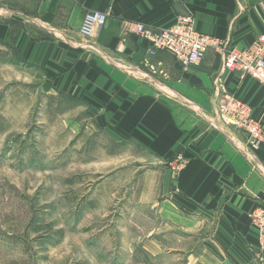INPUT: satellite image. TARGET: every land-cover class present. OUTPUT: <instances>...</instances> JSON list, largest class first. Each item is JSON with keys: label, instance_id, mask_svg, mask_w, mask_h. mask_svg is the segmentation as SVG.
<instances>
[{"label": "crops", "instance_id": "0c3cea01", "mask_svg": "<svg viewBox=\"0 0 264 264\" xmlns=\"http://www.w3.org/2000/svg\"><path fill=\"white\" fill-rule=\"evenodd\" d=\"M92 10L107 21L84 40L79 28ZM185 14L225 46L247 48L264 34V0H0V65L39 73L41 92L81 109L77 117L97 131L116 128L114 144L133 143L150 161L139 163L138 189L140 176H150L160 195L144 203L138 193V207H150L156 260L162 218L210 231L202 244L214 251L163 257L168 263L264 264L247 247L259 243L249 213L264 207V141L249 143L217 103L233 93L264 126L263 85L225 68L224 48L209 47L199 65L182 68L167 51L149 56V43L132 32L137 22L164 27Z\"/></svg>", "mask_w": 264, "mask_h": 264}, {"label": "rangeland", "instance_id": "374dc122", "mask_svg": "<svg viewBox=\"0 0 264 264\" xmlns=\"http://www.w3.org/2000/svg\"><path fill=\"white\" fill-rule=\"evenodd\" d=\"M40 80L0 65V264H183L165 259L214 252L202 244L210 231L160 218L164 247L151 256L150 207H138V193L144 203L160 195L150 176L138 189L149 160L114 144L116 128L97 131L81 109L41 92ZM247 247L261 262L264 251Z\"/></svg>", "mask_w": 264, "mask_h": 264}, {"label": "built area", "instance_id": "2783aa9c", "mask_svg": "<svg viewBox=\"0 0 264 264\" xmlns=\"http://www.w3.org/2000/svg\"><path fill=\"white\" fill-rule=\"evenodd\" d=\"M107 16L104 11H87L79 28L82 38L87 40L98 35L107 21ZM133 26L132 32L149 43L146 49L149 56H153L157 50H164L169 52L182 68H188L199 65L209 47L224 48V67L238 70L241 77L247 75L261 83L264 88V34L260 35L251 46L241 49L225 46L223 40L198 31L190 14L177 16L172 24L164 27L138 22ZM217 103L221 113L228 116L234 127L244 133L249 143L259 144L264 141V126L252 116L251 108L244 100L226 92L218 97ZM249 216L257 231L259 243L256 249L262 253L264 207H255ZM257 256L264 261V257L259 254Z\"/></svg>", "mask_w": 264, "mask_h": 264}]
</instances>
